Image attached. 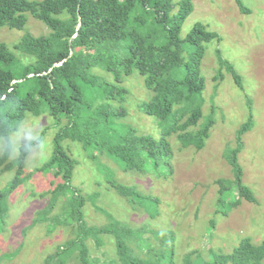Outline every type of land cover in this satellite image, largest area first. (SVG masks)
<instances>
[{
    "label": "rangeland",
    "instance_id": "1",
    "mask_svg": "<svg viewBox=\"0 0 264 264\" xmlns=\"http://www.w3.org/2000/svg\"><path fill=\"white\" fill-rule=\"evenodd\" d=\"M241 2L248 13H242L235 0H193V10L181 25L182 39L196 23L219 36V41L202 42L200 73L204 90L174 107V111L201 107L202 118L191 130H198L208 120L213 122L201 150L182 148L171 135L166 139L172 152L169 165L158 163L153 169L148 164L143 172H126L104 149L87 150L78 141L64 139L61 148L73 162L72 175L65 180L62 174H55L57 165L51 163L54 137L65 119L57 124L46 113H26L16 132L7 139L0 137V155L8 146L5 170L0 172V192L10 188L16 174L20 182L4 199L7 213L0 221V264H79V247L73 245L77 227L71 216L80 199L84 201L81 233L109 225L112 220L122 222L133 231L131 244L135 252L149 264H180L191 251L207 261L214 254L231 251L243 239L253 244L264 242V0ZM25 32L38 37L50 30L27 15L22 30L1 28L0 42L11 48ZM216 50L220 51L221 64ZM187 51L185 47L184 57ZM13 52L17 65L22 63L20 58L24 62L32 58ZM229 66L239 77L238 83ZM90 73L110 79L94 69ZM121 85L127 91L121 99L107 100L103 97L104 87L89 86L83 90L84 97L97 96V103L107 109V128L112 135L132 127L137 133L157 137L162 129L160 120L145 115L139 106L153 95L142 76L134 71L123 78ZM121 107L126 115L114 119L113 113ZM249 117L250 127L239 135ZM37 138L19 168L21 146ZM236 149L242 181L256 202L240 200L231 207L229 203L238 194L235 185L228 184L234 179L228 163ZM107 180L131 186L140 197L132 202L121 198ZM108 236L111 241L105 240L100 252L92 251V255L105 263L109 261L103 259L106 251L116 264H121L115 239ZM134 236L139 239L137 244ZM93 242L85 240L88 259Z\"/></svg>",
    "mask_w": 264,
    "mask_h": 264
},
{
    "label": "trees",
    "instance_id": "2",
    "mask_svg": "<svg viewBox=\"0 0 264 264\" xmlns=\"http://www.w3.org/2000/svg\"><path fill=\"white\" fill-rule=\"evenodd\" d=\"M235 3L242 13H248L241 0ZM192 10L193 0H0V29L22 30L29 15L50 30L47 35L38 37L25 32L11 48L0 42V137L7 139L16 132L26 113L34 116L46 113L57 124L65 119V124L55 134L51 158V163L57 165L55 174H62L65 180L72 175L73 162L61 148L64 139L80 142L83 149H104L126 172H143L148 164L153 169L158 163L169 165L172 152L166 139L171 135H175L182 148L192 146L201 150L213 122L208 120L198 130H191L202 118L201 107L189 106L176 111L174 107L187 103L193 94L204 90L200 73L202 42L219 41V36L196 23L183 39L180 38L181 25ZM185 47L187 57L183 56ZM13 51L21 57L32 58L27 62L20 58L25 64L17 65ZM216 52L221 64L220 51ZM93 69L108 74L110 79L107 75L90 73ZM228 70L238 83L233 67L229 66ZM134 71L142 76L144 85L153 93L139 106L145 115L160 120L162 129L157 137L137 133L132 127L112 135L107 128L110 117L107 109L97 103V96L84 97L83 90L89 86L104 87L103 97L107 100L124 98L127 91L121 85L123 78ZM125 115L121 107L112 116L115 119ZM250 123L249 117L239 129V135ZM39 139L21 146L22 153L17 159L19 168L27 150ZM237 150L231 153L228 163L234 174L228 184H234L238 194V198L229 203L231 207L237 206L240 200L256 202L253 192L242 181ZM7 158L8 146L0 155V172L5 170ZM18 177L16 174L7 191L0 192V221L7 213L4 199L20 183ZM107 181L123 199L132 202L140 197V192L131 186ZM80 200L75 215L72 211L69 214L77 227L73 245L79 247V264H116L106 251L103 259L109 261L105 263L92 255V251L100 252L103 242L111 241L108 235L115 239L119 263L149 264L135 252L131 244L133 231L122 222L112 220L109 225L94 226L81 233L84 201ZM73 226L71 224L70 228ZM85 240L96 242L91 246L89 259ZM138 240L134 236L136 244ZM52 257L53 254L46 260ZM263 261L264 242L253 244L243 239L231 251L214 254L207 261L196 251L188 252L180 264H262Z\"/></svg>",
    "mask_w": 264,
    "mask_h": 264
}]
</instances>
